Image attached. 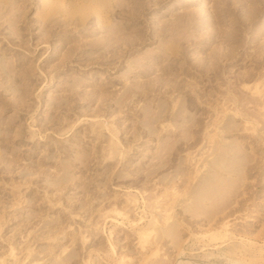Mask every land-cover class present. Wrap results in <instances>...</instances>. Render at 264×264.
Wrapping results in <instances>:
<instances>
[{"label":"rangeland","instance_id":"374dc122","mask_svg":"<svg viewBox=\"0 0 264 264\" xmlns=\"http://www.w3.org/2000/svg\"><path fill=\"white\" fill-rule=\"evenodd\" d=\"M178 261L264 264V0H0V264Z\"/></svg>","mask_w":264,"mask_h":264},{"label":"bare ground","instance_id":"6f19581e","mask_svg":"<svg viewBox=\"0 0 264 264\" xmlns=\"http://www.w3.org/2000/svg\"><path fill=\"white\" fill-rule=\"evenodd\" d=\"M254 161H255V160H254ZM258 165H259V162H258ZM252 167H253V165H252ZM252 167H251V170H252ZM253 169H254V168H253ZM168 197H169V196H168ZM164 210H165V209H164ZM168 210H169V209H168ZM170 211H171V210H170ZM163 213H167V214H166V217L164 216V217H165L164 219H165V221H166V222H164V223H167V222H169L170 220L173 219V217L171 216L172 213H170L169 211L165 210ZM168 213H170V214H168ZM164 215H165V214H164ZM156 222H157V221H155V223H156ZM235 222H236V221H235ZM166 225H167V224H166ZM171 230H172V229H171ZM171 230H170V232H171ZM174 230H175V229H174ZM172 231H173V230H172ZM179 259H180V258H179ZM191 261H192V260H191ZM191 261H189V262L191 263ZM179 262H180V261H178V263H179ZM193 262H194V261H193ZM193 262H192V263H193ZM187 263H188V262H187ZM192 263H191V264H192ZM179 264H180V263H179ZM193 264H194V263H193Z\"/></svg>","mask_w":264,"mask_h":264}]
</instances>
